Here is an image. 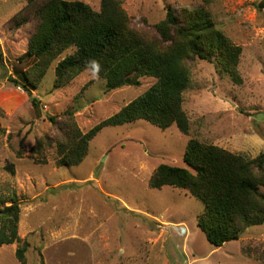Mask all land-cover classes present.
Segmentation results:
<instances>
[{
	"label": "rangeland",
	"instance_id": "obj_1",
	"mask_svg": "<svg viewBox=\"0 0 264 264\" xmlns=\"http://www.w3.org/2000/svg\"><path fill=\"white\" fill-rule=\"evenodd\" d=\"M43 1L0 0V198L4 205L13 198L19 203L17 233L28 244L25 264H264V223L215 247L196 225L203 209L198 199L170 185H148L160 163L188 168L183 153L191 136L249 159L264 153V9L258 8L263 0L207 5L217 28L241 48L242 82H232L214 62L188 61L190 82L182 103L187 135L174 125L161 129L136 119L102 128L79 164L61 166L55 144L67 131L59 132L49 116L62 127L70 111L84 133L155 79L107 90L105 80L85 71L53 88L55 64L73 51L68 49L36 83L34 106L8 77L17 78L32 64L19 58L27 52ZM79 1L99 10L100 0ZM199 5L201 0L122 1L130 24L148 36H155L152 25L167 8ZM38 139L44 141L43 162L31 151ZM21 242L0 246V264H20L15 250Z\"/></svg>",
	"mask_w": 264,
	"mask_h": 264
},
{
	"label": "trees",
	"instance_id": "obj_2",
	"mask_svg": "<svg viewBox=\"0 0 264 264\" xmlns=\"http://www.w3.org/2000/svg\"><path fill=\"white\" fill-rule=\"evenodd\" d=\"M122 1L100 0L96 11L79 0H44L36 8L38 23L27 52L19 58H29L32 64L17 78L8 77L21 85L37 106L38 100L32 96L36 83L61 54L73 49L55 64L53 88L65 86L85 71L105 80L107 90L139 85L145 77L155 79L141 95L84 133L70 111L62 127L54 116H49L59 132L67 131L55 144L58 166L79 164L88 152L89 141L102 128L136 119L161 129L174 125L187 135L189 120L182 103L190 82V60L198 57L214 62L232 82H242L238 71L241 48L217 28L207 7L212 0H201L202 5L190 9L167 8L165 17L152 25L155 36L142 34L130 24ZM258 8L264 9V0ZM43 142L36 140L31 149L41 162ZM183 161L188 168L157 165L148 185H170L198 199L203 209L196 225L207 242L219 247L238 239L247 227L264 223V153L249 159L191 136L185 144ZM2 202L0 198V246L21 242L17 233L19 203L15 198L8 205ZM27 246L22 240L15 250L20 264H25Z\"/></svg>",
	"mask_w": 264,
	"mask_h": 264
}]
</instances>
